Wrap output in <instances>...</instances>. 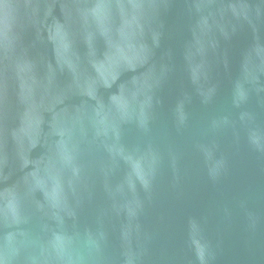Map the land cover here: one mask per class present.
<instances>
[{
	"label": "water",
	"instance_id": "water-1",
	"mask_svg": "<svg viewBox=\"0 0 264 264\" xmlns=\"http://www.w3.org/2000/svg\"><path fill=\"white\" fill-rule=\"evenodd\" d=\"M0 264H264V0H0Z\"/></svg>",
	"mask_w": 264,
	"mask_h": 264
}]
</instances>
